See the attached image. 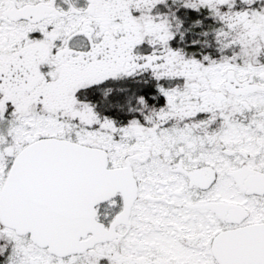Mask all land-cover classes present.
Segmentation results:
<instances>
[{
	"label": "snow or ice",
	"instance_id": "snow-or-ice-1",
	"mask_svg": "<svg viewBox=\"0 0 264 264\" xmlns=\"http://www.w3.org/2000/svg\"><path fill=\"white\" fill-rule=\"evenodd\" d=\"M0 264H264V0H0Z\"/></svg>",
	"mask_w": 264,
	"mask_h": 264
}]
</instances>
